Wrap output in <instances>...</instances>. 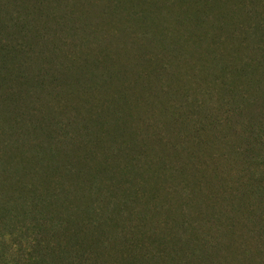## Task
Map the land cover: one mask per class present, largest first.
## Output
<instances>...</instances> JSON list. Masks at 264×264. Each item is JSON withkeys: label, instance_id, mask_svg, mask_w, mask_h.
Here are the masks:
<instances>
[{"label": "trees", "instance_id": "16d2710c", "mask_svg": "<svg viewBox=\"0 0 264 264\" xmlns=\"http://www.w3.org/2000/svg\"><path fill=\"white\" fill-rule=\"evenodd\" d=\"M263 31L264 0H0V213L92 201L102 264H264Z\"/></svg>", "mask_w": 264, "mask_h": 264}, {"label": "rangeland", "instance_id": "374dc122", "mask_svg": "<svg viewBox=\"0 0 264 264\" xmlns=\"http://www.w3.org/2000/svg\"><path fill=\"white\" fill-rule=\"evenodd\" d=\"M89 4H87L88 7L91 6ZM208 5L211 7L210 2ZM220 5V3L215 5L216 9L212 14L214 17H217L215 14L219 13ZM94 8L100 9L97 6ZM46 25L49 27L50 23L48 22ZM95 44H99V42H95ZM150 110H147L148 114H150ZM142 115L145 116L146 113L144 112ZM142 120L137 121L135 126H145L146 122L143 123ZM27 197L28 195L19 201L25 202L21 206H15L11 211L8 208L0 213V264H92L90 262L92 259H95L96 264H102L104 260L111 259L108 258L110 257L109 252L104 247L102 248L104 252H108L104 253L105 255L101 256L99 253L88 259V250L90 251V249H86V259L83 260L81 256L83 243L94 245L93 242H89L95 235L93 234L95 232L92 231L94 223L90 220L89 212V206L93 204L92 201H87V204H75L77 206L74 211L70 203L63 200L60 202V199L48 200V203L50 201L49 206H44L42 201L34 200L33 202ZM24 209L27 210L23 211ZM81 211H87L81 214L85 217L84 219L79 214ZM93 218L97 223L96 217L93 216ZM67 219H70L68 225L64 223ZM84 235L88 236V239L83 238ZM118 237L120 238L116 241L112 240V247L115 249L123 247V237ZM112 263L113 261L110 262V264Z\"/></svg>", "mask_w": 264, "mask_h": 264}]
</instances>
